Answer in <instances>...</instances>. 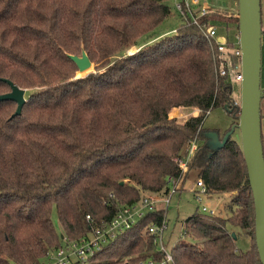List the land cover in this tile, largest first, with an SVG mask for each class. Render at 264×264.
<instances>
[{
	"label": "trees",
	"instance_id": "16d2710c",
	"mask_svg": "<svg viewBox=\"0 0 264 264\" xmlns=\"http://www.w3.org/2000/svg\"><path fill=\"white\" fill-rule=\"evenodd\" d=\"M169 16L165 0H0V78L27 98L15 117L16 104L0 102V264H40L142 193L166 195L169 178L186 177L177 161L192 142L187 171L197 173L208 194L228 195V202L224 216L196 210L183 221L181 239L189 243L173 251L172 264H261L240 143L230 136L213 150L207 134L221 140L227 131L203 127L213 108L226 110L232 124L238 120L232 86L218 74L216 43L206 37L218 24L236 28L237 18L212 10L196 25L177 14L176 29L138 43ZM226 45L232 47L229 40ZM131 48L136 51L128 53ZM82 50L94 71L77 77L68 55ZM9 91L0 80V95ZM179 108L199 113L179 121L171 117ZM163 217L162 208L146 212L94 255L71 264L164 262L147 233ZM239 236L249 241L245 251L236 244Z\"/></svg>",
	"mask_w": 264,
	"mask_h": 264
},
{
	"label": "water",
	"instance_id": "95a60500",
	"mask_svg": "<svg viewBox=\"0 0 264 264\" xmlns=\"http://www.w3.org/2000/svg\"><path fill=\"white\" fill-rule=\"evenodd\" d=\"M237 28L241 50L240 106L236 124H233L221 140L217 133L211 132L208 145L211 149L221 148L233 131L240 134V147L244 158L248 183L254 205V240L261 264H264V156L261 142V112L262 98L260 88L261 73V6L260 0H237ZM77 67V73L88 71L92 64L87 54L82 50L80 56L68 55ZM10 91L0 95V102L11 101L16 104L11 117L19 116L27 102L25 90L17 87L6 79ZM235 238V234L232 233Z\"/></svg>",
	"mask_w": 264,
	"mask_h": 264
},
{
	"label": "built area",
	"instance_id": "2783aa9c",
	"mask_svg": "<svg viewBox=\"0 0 264 264\" xmlns=\"http://www.w3.org/2000/svg\"><path fill=\"white\" fill-rule=\"evenodd\" d=\"M174 5L176 9L175 11L176 13L178 12L179 17L185 18V16H188L192 23L196 25L198 24L200 18L205 17L207 14L212 12V10L206 6L205 0H176ZM235 30V42L232 43V47H228L226 45L228 42L227 38L216 35V30L214 28L210 29L206 34V37L214 40L217 46V60H219L220 63L218 74L219 76H226L229 82L230 75H232L234 80L238 82H241L242 80L241 50L239 46L238 28L236 27ZM231 57H234L237 60V64L234 67L231 64ZM195 111L198 112L199 110L195 108ZM195 150L196 144L195 142H192L188 148L185 159L177 161L182 175L187 172V161L190 156L193 155ZM180 180L181 177L176 180H173L172 178L168 179V192L166 195H163V193H158L159 195L143 193L137 203L131 206L119 208L108 223H101L100 225L92 226L88 237L76 242L63 243L61 247L48 253L46 255L45 262L42 264H71L73 261H85L87 258L99 251L118 233L134 225L145 215L146 212H153L159 208L166 210L170 202L171 195L177 191V186L179 185ZM192 192L195 199L199 203L202 202V195H207L206 187L199 177H197L194 183ZM159 205L162 206L159 207ZM199 209V212L203 214L210 216L215 215V210L213 211L210 208L208 209L206 205H200ZM86 219L91 221L89 216H86ZM165 229L166 222L165 217H163L159 225L152 224L149 226L147 233L149 236L154 238V242L156 244V239H161L162 233ZM158 251L164 253V262L172 263V256L167 253L162 244L160 245ZM164 262L160 264H163ZM147 263L156 264L152 261H147Z\"/></svg>",
	"mask_w": 264,
	"mask_h": 264
},
{
	"label": "rangeland",
	"instance_id": "374dc122",
	"mask_svg": "<svg viewBox=\"0 0 264 264\" xmlns=\"http://www.w3.org/2000/svg\"><path fill=\"white\" fill-rule=\"evenodd\" d=\"M176 0H165V3L169 5L171 9V16L166 18L152 33L151 37H148L147 39L144 37L141 40L138 41L139 44H141L144 41L150 42L156 38V36L160 37L161 35L167 34L174 29H176L179 24L180 20L175 12V3ZM206 6L215 11H221V12H230V11H237V1L236 0H205ZM260 6H261V27L262 30H264V0H260ZM218 14H221L218 12ZM218 29V36L220 37H226V35L223 33L222 27L220 24L217 26ZM231 34V31L229 32ZM228 39L231 43H234L235 41L231 38V36H228ZM264 41V39L262 40ZM261 41V42H262ZM136 51L135 48H131L128 53ZM94 71V68H90L88 71L78 74L77 77H83L87 75L88 73ZM230 82L232 86V97H233V106H240V82L234 80L232 75H230ZM199 111L196 112L195 109L192 108H182L178 111H171V117H174L178 119L179 121L186 120L188 117L194 115H198ZM232 117L227 113L226 110L223 108H213L210 109L206 116L204 117L203 121V127L211 130V131H217L219 135H222L225 131L230 130L232 126ZM231 138L237 140L240 143V134L237 129L233 131L231 134ZM186 177L184 176V183L182 181L179 182V185L177 186V191L173 193L170 197V202L168 204V207L166 210H164V217L166 222V229L162 233L161 239H156V248L159 250L160 245L162 244L167 253L172 255L175 249H178L179 245L182 243H189V241H184V239H181V233L183 229V221L188 218L190 215H192L196 210H200V205H206L207 208L211 210H215L216 215H225V206L228 202V195H222V196H213L207 193V195H202V202L199 203L192 192V189L194 187V183L197 179V173L194 171L186 172ZM147 194H158L160 192H153ZM143 194V193H142ZM159 195V194H158ZM162 205H159L161 207ZM52 222L53 226L57 232L58 235L61 234V228L58 224L57 217L55 212L52 214ZM237 246L242 250L245 251L249 248V241L244 236H239L236 240ZM52 252V251H50ZM49 252V253H50ZM45 262V258L41 261L40 264ZM143 264H148L147 262H144ZM163 264H172V263H166Z\"/></svg>",
	"mask_w": 264,
	"mask_h": 264
},
{
	"label": "crops",
	"instance_id": "0c3cea01",
	"mask_svg": "<svg viewBox=\"0 0 264 264\" xmlns=\"http://www.w3.org/2000/svg\"><path fill=\"white\" fill-rule=\"evenodd\" d=\"M216 12L221 13L223 16L225 15L227 17H232V18H236V15H237V11L236 12L235 11H230V12L216 11ZM223 24H221L220 26L222 27L223 33L226 35L225 38L228 39V36L230 35L231 38L234 40V35L236 33V30L234 28V23L229 24L228 25L229 28H227V29L224 27L225 25H223ZM216 31L218 34L217 28H216ZM230 31H231V34L229 33ZM260 88H264V41L261 42ZM179 109H182V108H179ZM179 109H173V110L178 111ZM192 109H195V108H192ZM260 112H261V142H262V148H263V153H264V97L261 99V102H260ZM193 116H194V114H193Z\"/></svg>",
	"mask_w": 264,
	"mask_h": 264
}]
</instances>
